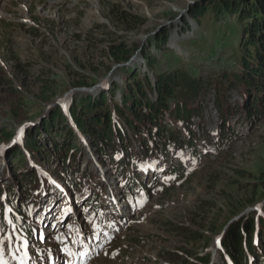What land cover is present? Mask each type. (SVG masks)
<instances>
[{
  "label": "rangeland",
  "instance_id": "1",
  "mask_svg": "<svg viewBox=\"0 0 264 264\" xmlns=\"http://www.w3.org/2000/svg\"><path fill=\"white\" fill-rule=\"evenodd\" d=\"M211 1L0 0V135L10 134L3 141L0 139V157L12 147L18 157L11 161L14 166H21L19 171L28 176L34 173L33 169L37 170L38 182L30 185L32 196L25 199V194L21 195L26 202L42 204L43 216L38 209L32 213L31 227L35 232L31 240L20 238L10 224L6 232L0 228V264H18L23 260L24 264H53L58 260L60 264H71L76 257L72 256L79 254H87L86 264H175L165 259L163 253L189 248L199 256L207 251L212 253L217 246L215 240L223 235L228 224L253 211L255 217L263 215L260 199L253 206L245 201L261 191L264 114L253 123L240 116L243 123H238L240 112L229 113L226 117L237 136L217 144L219 119L212 96L205 102L200 125L210 136L204 137L199 132L195 146L200 157L191 159L187 152H177L168 160L139 159L137 171L127 169L134 181L146 183L148 191L144 193L141 189L129 190L128 180L119 181L115 169L106 163L103 181L97 166L102 163L100 157L92 152V147H84L89 144L87 138L73 140L80 152L70 164L74 171L86 170L88 177L81 188H72L71 194L62 189V197L58 189L43 184L44 180L41 183V176H47L53 183L48 172L35 166L31 159L28 161L33 168L24 166V155L18 151L23 147L24 130H34L71 91V99H80L109 88L114 81L120 82L118 73L123 67L147 71L142 58L145 52L163 57L162 64L166 60L175 63L174 58H167V50L156 49L154 39L159 36L167 38L165 48L173 49L182 61L192 63L200 73L233 69L235 59L231 52L238 39L236 19L215 18L206 6ZM199 6L205 8L206 14L198 21L192 20L190 14ZM119 11L138 22L125 21ZM118 43L133 48L135 53L128 62L114 65L108 71V47ZM45 79L54 83L56 98L41 105L36 98ZM86 80L95 83L89 88L73 85ZM237 101L243 102L242 95L230 91L227 102L234 107ZM13 111H19L15 119L11 116ZM54 137L57 141L58 136ZM3 159H0V184L6 180L1 171ZM169 164H182L186 168L182 179L173 181L168 174ZM72 177L75 183L81 179L80 175ZM255 187L257 190L253 192ZM110 190L117 204L111 203ZM90 197L100 207L98 212L91 211L93 205H82ZM61 198L66 201L63 218L54 211ZM180 227L200 233L196 244H189L183 235L175 233ZM30 249L34 253L29 257ZM215 260L219 261L218 254Z\"/></svg>",
  "mask_w": 264,
  "mask_h": 264
},
{
  "label": "trees",
  "instance_id": "2",
  "mask_svg": "<svg viewBox=\"0 0 264 264\" xmlns=\"http://www.w3.org/2000/svg\"><path fill=\"white\" fill-rule=\"evenodd\" d=\"M206 6L215 18L233 16L236 19L238 39L231 52L235 59L233 69H211L200 73L192 63L182 61L180 54L165 48L167 38L159 36L154 39L156 49L167 50V58H174L175 63L166 60L162 64L163 57L145 52L142 58L147 71L123 67L118 73L122 79L120 82L114 81L108 89L102 88L95 94H86L80 99L75 97L70 104L68 112L74 124L88 138L101 160L115 166L119 179L127 178L126 168L136 169L139 159H168L177 152H187L192 159L198 158L200 154L195 146L199 134L210 136L205 127H200L209 96L213 97L218 114V140L215 143L220 145L237 136L226 117L229 113L232 115L236 111L240 112L238 119L244 116L243 119L250 123L264 114V0H213L206 2ZM119 12L120 18L125 21L138 22L133 16ZM205 14V8L199 6L190 17L198 21ZM224 43L228 45L229 42ZM134 53L135 50L124 43L109 45V66L106 70L128 62ZM94 83L95 80H86L73 85L76 88H89ZM53 84L47 79L42 80L36 98L41 105L56 98ZM232 90L238 91L243 97V102L239 104L237 101L234 107L227 102ZM18 115L19 111L11 114L14 119ZM196 128H200V131H196ZM9 135L3 132L0 139L3 141ZM54 135L58 136L57 141ZM73 140L80 141V137L70 125L63 108L57 105L51 115L43 119L34 130L26 129L24 145L39 167L47 169L54 178L65 181L68 188H80L82 180L75 184L72 176L80 175L87 179L88 175L86 171H74L70 164L80 152V147ZM47 144L51 149L47 148ZM13 150L9 147L4 156L7 176L5 182L0 184V196L5 195L4 201L0 199V228H5L4 213L7 207L16 229L30 239L34 230L26 219H30L34 204L24 202L21 194H25V199L31 196L30 185H36L37 176L35 170L26 176L24 171H19L21 166L13 165L11 160L18 157V152ZM49 150L51 152L48 154ZM18 151L23 154L20 148ZM23 155L25 160L22 164L29 168L27 157ZM47 166H50L49 169ZM168 172L177 180L183 178L186 168L174 165L170 166ZM259 184V195H252L246 199L245 204L253 206L260 199L263 215L255 217L256 212L253 211L249 216L228 224L221 240L224 252L218 251L219 261L215 260L213 264H264V176ZM129 185L132 186V182ZM141 187L146 191L145 183ZM255 190L256 187L253 192ZM175 233L183 235L189 244H196L200 237V233L184 227L176 228ZM163 256L175 264L211 262L208 251L199 256L193 254L191 248L163 253Z\"/></svg>",
  "mask_w": 264,
  "mask_h": 264
},
{
  "label": "water",
  "instance_id": "3",
  "mask_svg": "<svg viewBox=\"0 0 264 264\" xmlns=\"http://www.w3.org/2000/svg\"><path fill=\"white\" fill-rule=\"evenodd\" d=\"M99 86H100V85H99ZM96 87H97V86H96ZM72 93H73L72 91H71L70 93H68L64 98L60 99L59 102L64 101L68 96H71Z\"/></svg>",
  "mask_w": 264,
  "mask_h": 264
}]
</instances>
